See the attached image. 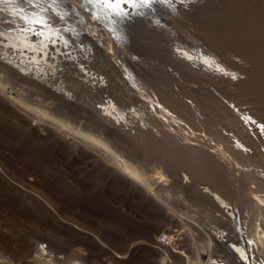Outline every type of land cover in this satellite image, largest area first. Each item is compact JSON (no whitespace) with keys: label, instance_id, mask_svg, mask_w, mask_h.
<instances>
[{"label":"rangeland","instance_id":"1","mask_svg":"<svg viewBox=\"0 0 264 264\" xmlns=\"http://www.w3.org/2000/svg\"><path fill=\"white\" fill-rule=\"evenodd\" d=\"M21 1L26 2L27 0ZM75 1L37 0V5L48 10H52L56 6L55 8L60 11H65L66 9L73 10ZM185 1L197 2V0ZM198 1L196 4L192 3L191 6L187 4L181 12L178 10L177 13L180 16L175 13L167 17L165 14L158 13V20L156 16L158 11L154 17L153 14L145 18V14H135L133 13L135 11L125 4L127 10H133L125 18L126 21L122 22L124 32H127L125 36L127 40L124 41H127L128 44L122 45V43L118 44L114 41L118 49L112 44L111 52L113 53L106 55L94 45V43H98V39L91 42L88 38L77 40L71 37L72 39L70 38L65 46L64 44L56 45L61 53L55 52L57 47H51L52 52H55V55L57 53L56 56L62 59L61 64L63 65L57 62L55 64L52 59L38 61L42 70L36 75L31 74L33 75L30 76L32 80L18 78L16 74L18 69H13L2 61V52L6 51V57H10L14 54V50L13 47H8L5 50L2 44L5 41L4 37H0V64L2 63L0 65V83L7 85L6 95L11 94L23 103L39 111H44L49 117L55 119L49 121L56 122L58 126L62 125L63 136L66 139L64 144H57L53 136L54 129L37 127L34 120H28L15 113L12 105L0 98V249L7 250L6 252L15 251L14 253L20 256L25 248L23 238L26 242V239L38 237L41 239V242L38 243L39 248L42 245H49L55 252L65 256L69 255L70 251L77 250L84 259L92 260L95 264H100L101 261L105 264H195L194 251L200 247L199 244H202L201 247L204 250L200 251V255L203 264L208 261L210 256L214 260L219 259L218 261L225 259L221 251H217L218 253L216 251L205 252L206 247L202 234L213 232V230L216 232L220 228L213 221L206 220L207 211L204 209L206 205L202 204L197 193L205 187L209 190L216 188L219 192L222 190L223 199L230 205L233 203L236 206L237 201H241L240 205L244 209L242 214L245 215L244 211H248L247 203H249L250 197L254 196L251 195L252 193L264 199V191L259 192L256 190L257 185L253 186L258 178L247 175L239 176L237 170L243 167L242 163L225 159L229 158L227 155L230 147L228 143L230 144V141L237 137L238 141L240 139L238 135L235 136L236 132L233 130V126L231 124L229 126V120H224L218 114V107H215L221 104L223 99L231 104L234 101L235 108L242 111L243 114L256 116L255 120L264 119V0ZM41 2H44V5L49 4L44 6ZM201 5L202 7H200ZM187 7L192 8L187 10L189 9ZM78 12L79 14L74 17V20L71 17L72 23L80 21L81 17L90 18L89 13L79 10ZM52 13L49 16L51 19L55 17V22L51 23L54 25L60 18L59 14L53 15ZM185 14H188V17ZM137 15L139 16L137 17ZM67 17L68 15H66ZM95 20V25L97 23L98 26L99 24L103 25L102 21L96 18ZM151 20L154 22L152 23ZM159 24L165 27L162 28ZM155 29L156 31H152ZM163 34H166V37ZM99 39H104V36L100 34ZM72 41L75 43L74 45ZM162 41H165L164 44ZM5 42L7 43V41ZM105 42H102L101 48L105 52H110L108 43ZM176 42L180 43V46L187 44V47L193 44L192 42H200V47L206 53L220 60L221 64L225 63L224 66L230 69L236 68L238 72L241 70L239 75H244L241 78L246 81L245 89L237 96L215 88L217 92L215 89L213 91L218 96H213L215 103L209 104L212 101L206 102L208 94L201 92L202 87L198 86L200 84L195 86V81L181 75L182 79H178V82L185 79L183 81L185 85L180 82V87H182L181 85L186 87L179 92L187 93L189 96H186L189 98H191L190 95L195 96L193 92L191 94L188 91L187 85L189 84V86L196 87L195 90L199 88L201 96L204 98L199 100L196 95L197 98L192 99L194 108L190 107L189 109L188 107L183 109L184 107L179 104H176V107L172 101L169 103L159 100L163 106L157 105L147 101L145 96L148 90L160 98V92H157L159 86L155 89V83L149 82V84H144V88L139 87L132 91L124 78L128 79V76H123L113 62L114 59L119 61L120 66V61L123 62L132 56L137 62L139 60L140 63L143 62L142 66L145 65L149 68L151 65V68H145L150 70V75L159 76L156 75V68L160 71L167 66L165 56L161 53L162 48L165 52L167 48L178 45ZM86 45L89 47L87 48ZM74 47H76L75 50ZM68 49L72 52L69 51V53ZM119 49L120 51H118ZM85 50L87 52H84ZM25 51L24 53H26ZM73 54L77 56L73 58ZM30 55L32 54L30 53ZM40 57L42 59V56ZM158 57L159 59H157ZM228 57L231 58L228 59ZM29 60L32 59L29 58ZM47 62L54 65L51 67L52 72ZM232 71L235 72V70ZM191 83L194 85H190ZM161 86V89L165 87ZM172 86L170 89L174 88L176 93L179 87L176 89L175 85L173 88ZM48 89H52L57 94ZM164 90L166 89L164 88ZM155 92L159 95H155ZM205 95L207 96L205 97ZM221 95L224 97H219ZM100 96L102 97L100 98ZM105 96L107 97L105 98ZM186 96L182 95L181 98H186ZM218 97L222 99L220 100ZM107 99L114 103L117 111L122 113L128 122L131 121L128 123L123 120L125 126L123 131L106 124L103 121L104 116L99 117L101 114H98L97 108L105 105L104 101ZM182 100L187 102L185 99ZM153 105L158 109L154 110ZM170 106L172 107L170 108ZM151 108H153L154 115L164 110L167 112L169 109V114H174L173 117L176 118L174 117V120L171 118V121L169 119L166 123L170 124L166 127L159 125L155 120H150L152 119L150 117ZM142 115L147 118L144 119ZM200 117L203 119L201 120ZM104 118L106 119V117ZM142 124L147 128H158L157 131L160 134L163 130L160 128L164 127L163 134H165L160 137L161 139L160 135L156 138L152 137L147 132L140 130ZM77 129L82 135L94 140L92 148L74 139V132ZM168 130L167 137L166 131ZM221 133L229 134L227 137L229 140L225 139L224 144L226 145L223 146H221L222 142L214 139ZM172 134L174 138L171 137ZM179 137L181 138L179 139ZM200 137L209 139L214 145L218 144L215 146L218 147L214 154H218V158L201 156L198 153L196 150L198 147L195 144ZM261 137L253 142L264 157V137ZM156 141H159V145ZM242 144L247 145L248 150L253 147L248 143ZM113 162L127 167L126 169L132 167L137 174L139 173L138 176H142L141 180L148 186L150 194L153 196L158 194L156 199L158 201L144 195L145 192L141 193L139 188L142 189V187L135 189L134 186L129 185L127 180H123L124 175L122 176L112 168L114 167ZM256 167L257 165L255 168L252 167V172H258V175L264 174L261 167ZM233 170L234 172H232ZM186 184L190 186L192 191L190 194L182 192V186ZM142 195L144 196L142 197ZM241 195L242 198L247 196L249 199L241 197L239 199L237 196ZM172 199L175 203L170 202ZM170 215L182 222L174 223L175 225L169 224ZM261 217H264V214ZM198 235L201 236L198 237ZM199 238L202 240L201 242ZM223 244L229 246L230 243L223 240ZM35 260H38V257ZM25 263L38 264L36 261L28 259H25Z\"/></svg>","mask_w":264,"mask_h":264},{"label":"bare ground","instance_id":"2","mask_svg":"<svg viewBox=\"0 0 264 264\" xmlns=\"http://www.w3.org/2000/svg\"><path fill=\"white\" fill-rule=\"evenodd\" d=\"M197 2H199V1L197 0ZM197 2L185 1V0H76L73 3L75 5L74 7L76 9H78L79 11H85L87 14L89 13L90 18L85 19V17H83V18L81 17V18H79L80 21L77 22L75 20L76 23H72L73 21H72L71 17H73V20H74V17H76V15L79 14L78 10L76 11V9L74 7H73L74 8L73 10L66 9L65 11H60L58 8H55L56 6H54L52 8V10H48V9H45L44 7H43L44 9L42 7H39L37 5V0H27L26 2L25 1L22 2L21 0H0V37H4L3 39L5 41H7V43L5 41H4L5 43L4 42L2 43L5 50H7L8 47H13V50H14L13 51L14 54H12V56H10V57L8 56L9 58L6 57V51L2 52V59H3L2 61L6 65L12 67L13 69H18V71L16 73L18 78L29 79L30 76H33L34 74L36 75L37 73H41L42 68H41V65L38 63V61L42 62L46 59L47 60L52 59L55 61L54 62L55 64H56V62L61 64L62 59L61 58L59 59L58 56H56L57 53L58 52L61 53V51H59L60 49L56 45H59V44L63 45L64 44V46H65V44H68V41L71 37L74 39H77V40L88 38V40H91V42H92V40L97 41V39H98V43H96V44L94 43L96 48L101 53H106V55H108V54L110 55L113 53V52H111L112 51V44H114L115 47H117L115 44L116 42L118 44L122 43V45L127 43V41H124V40H127L125 37L127 32L126 33L124 32L125 29L123 27L122 22L125 20V18H127V15L129 14V12L132 9L135 12H133V10H132L130 13L133 12L135 14H143V15L145 14V16H144L145 18L147 16H150V15L152 16L153 14H154L153 15V17H154L156 14V11H158L156 16L158 15V13H162L168 17V16H171V14L172 15L175 13L178 14L177 13L178 10H180V12H181V10L184 9V7H186L187 4H189L191 6L192 3L196 4ZM202 2H204V1L202 0ZM43 3L41 2L42 5H44ZM200 3H199V5H200ZM47 4H49V3H47ZM47 4H45V5H47ZM125 4L132 9L130 11L127 10V8L125 7L126 6ZM210 4H212V1H210ZM197 7H199V6L197 5ZM200 7H202V5ZM187 8H189V7H187ZM190 8H192V7H190ZM190 8L187 10H190ZM187 10H186V12H187ZM52 12H54V13H52ZM188 12H190V11H188ZM50 13H52L53 15L59 14L60 19L58 18L59 20H56V21L61 22L62 26H61V23L59 24L57 22L55 24L53 23L54 25H51V23L53 21L55 22V20H54L55 17L53 19H51L49 16ZM182 13H185V12H182ZM66 15H68L67 18H66ZM161 15H159V16H161ZM138 16L139 15H137V17ZM186 16L188 17V14ZM70 18H71V21L69 20ZM95 18L99 21H102L103 25L99 24V26H98V23H97V25H95V22H94V21H96ZM148 19H149V17H148ZM158 19L159 18L157 16V20ZM178 19L180 20V18H178ZM152 20H154V19L152 18ZM152 20H151V22H152ZM159 21H161V20H159ZM69 23H72V24H69ZM129 23H131V22L129 21ZM158 23H160V22H158ZM159 25H160V27H162L161 24H159ZM163 25H165V24H163ZM163 27H165V26H163ZM152 31H156V29L152 30ZM165 31L167 32L168 30H165ZM166 32H164V33H166ZM172 33H173V31H172ZM100 34L102 36H104V39H99ZM168 34H169V32L167 33V35ZM163 35H165V37H166V34H163ZM174 35H175V33H174ZM203 35H204V33H203ZM170 36L172 37V35H170ZM77 40H75V41L73 40V41L76 42ZM104 41H106L108 43V49L110 52H105V50L101 48L102 42H104ZM114 41H116V42H114ZM74 42H73V45L75 44ZM156 42H157V39H156ZM160 42H161V40H160ZM164 42H163V44H164ZM192 43L193 44H190V46H188V47L186 46L187 44L183 45L184 43L182 44L184 47L180 46V43H177L178 45H176V46L172 44L173 47L170 46L171 48H167V49H166V45H165V49H166L165 52H163L164 48L161 47L162 48L161 53L164 54L165 63L169 67H167V66L163 67L162 66L163 68L160 71H158L159 69L156 68L157 73L155 72L156 70L154 72L156 73V75L158 74L159 76H152L153 74L150 75V73H149L150 70L148 71L145 69V68H148V66L147 67H145V65L142 66L143 62L140 63L139 59H138L139 61L137 62L136 59L132 58V56L129 57L127 60H123L124 59L123 58L122 59L123 62L120 61L121 62L120 66L118 64L119 61H116L114 59L113 62L120 69L119 71L122 72L123 76H128V79H127V77H124V78L126 79L127 84H129L130 87L132 88V91H134L133 89H137V88L139 89V87L144 88V86H145L144 84H147V83L149 84V82L155 83V85H156V87L154 86L155 89H157V86H159L160 91L158 89L157 92H160V98L161 99L157 98L158 96L156 94H158V93L155 92V95L157 96L156 97L152 94L153 92L150 93L148 90H147V93L145 96L147 101H150L151 103H155L157 105L159 104V105L163 106V104L159 100H164V102L168 101L169 103L172 101V103L176 107H177L176 104H179L180 106L184 107L183 109H185L187 107H188V109L190 107L194 108V105L192 103V101L195 100L194 97L197 95L199 100H200V98L202 99V97L204 98V96H201L202 95L200 93L201 90H202L201 91L202 93L208 94V97H206L207 95H205V97L207 98V101L206 100L205 101L206 102H208V100L212 101V103L209 102V104H213L215 102H213L214 98H212V97L213 96L216 97L217 94L215 93V91L217 88L220 90L228 91L230 93V95L232 94V95L238 96L239 93L242 92L246 87V81L241 78L243 74L239 75V73H241L240 72L241 70L238 72V70L236 68L232 67V69H230V68L224 66L225 63H224V65L221 64L220 60H218L215 56L206 53L200 47V45H199L200 42H198V43L192 42ZM69 45H70V43H69ZM76 45H78V44H76ZM84 45H85V43H84ZM91 45H93V44H91ZM86 46H87V48L89 47L88 45H86ZM51 47H55V48L57 47L55 50V52H57L56 55H55V52H52ZM75 48L76 47H74V50H75ZM25 49H26V51H25ZM70 49H68V52L71 51ZM117 49H118V47H117ZM63 50H64V48H63ZM66 50H67V48H66ZM82 50H84V49H82ZM24 51L26 53H24ZM118 51H120V49ZM65 52H67V51H65ZM84 52H87V51L85 50ZM30 53L32 55H30ZM87 54H90V53H87ZM114 54H115V52H114ZM67 55H68V53H67ZM121 55H123V54H121ZM121 55H119V56H121ZM40 56H42V59H40L41 58ZM76 56L73 54V58ZM14 57L17 60H13V59H15ZM29 58L32 60H29ZM160 58H163V57H160ZM230 58L228 57V59H230ZM110 59H111V57H110ZM157 59H159V57ZM144 61H146V60H144ZM221 62H223V61H221ZM44 63H46V62H44ZM47 64L50 66V68L54 66V65L53 66L50 65L51 63L49 64L48 62H47ZM47 64H46V66H47ZM52 64H53V62H52ZM158 64H160V63H158ZM0 65H2V63ZM61 65H63V64H61ZM156 65H157V63H156ZM120 67H122L123 70ZM149 68H151V65ZM159 68H160V65H159ZM3 69H5V68H3ZM57 69H58V67H57ZM153 69H155V68H153ZM52 70L53 69L51 68V72H52ZM232 70H235V72H233ZM31 74H33V75H31ZM181 75L185 76V78H189V79L195 81V83H194L195 86L197 84L203 85V86L198 85L199 88L202 87L201 90H199L198 86H197L198 89L195 90L196 87L189 86V84L187 85L188 91H190L191 94L193 92L195 94V96L190 95L191 98H189V97H187V96H189V95H187V93L185 94V93H182V91H181L183 96L187 95L186 98H184V97L181 98L182 95L179 92V90H181V89L183 90L186 87V86L183 87V85H185V83L183 82L185 79L182 81L183 85H181L183 88L180 87L181 81L179 80V82H178V79H182V78H180ZM247 75H248V73H247ZM75 79L78 80L76 77H75ZM182 82H181V84H182ZM4 83H6V82H4ZM62 83H63V81H62ZM194 84L191 83L190 85H194ZM161 85H163V87L165 86L164 88L167 91L164 90V88L161 89V87H162ZM172 85L173 86L175 85L176 89H177V87H179L178 91L176 90V93L173 90L174 88ZM171 86L173 89H170ZM147 88L149 89L148 86H147ZM145 89H146V87H145ZM213 89H215V91H213ZM48 90L52 91V89H48ZM171 90H173V91H171ZM6 91H7V85L6 84L2 85V83H0V98L5 99L9 104H11L13 109H15V113L22 115L23 117H25L28 120H34V124L37 127L46 128V129H54L55 133L53 132L54 133L53 136H54L56 143L61 144V145L65 143L66 139L63 136L62 125L58 126L56 124V122L54 123L52 121H49V120H55V119L49 117L44 111H39L36 108H34L30 105H27L26 103H23L22 101L16 99L11 94L6 95ZM184 92H186V91H184ZM190 92H188V94H190ZM52 93L57 94V92H53V91H52ZM101 97L102 96H100V98ZM106 97L107 96H105V98ZM197 97H195V98H197ZM219 97L223 98L224 96L221 95ZM219 97H218V99H220ZM182 99L187 100V102L182 100ZM215 99H217V98H215ZM223 101H224V99H223ZM223 101H221V104L215 106V107H218V109H217L218 114H220V116H222L224 120H229V122H228L229 126H230V124H231V126H233V128H234L233 130H235V132H236V133H234L235 136L238 135L239 139H240L238 141V139H237L238 137H237L236 138L237 140L233 139V141H230V144L228 143V145L230 146L229 150H228L229 152L227 150L226 151L228 152L227 155L229 158H227L225 156L226 157L225 159L232 160V161H235L237 163L239 161L240 163H242L241 165L244 168L242 167V168L238 169L237 171L240 175L239 174H237V175H239V176H241V175L246 176L247 175L250 177L251 176L257 177L258 179H256V181L254 182L255 184L253 186L257 185L256 190L259 192L264 191V174L258 175L259 174L257 172L258 170L256 171L258 174L255 172H252V167L255 168L256 165H257V167L259 166L258 168L261 167V169L264 170V157L261 154V152L258 150V148L255 147V144L253 142L255 139L257 140L258 137H261V136H262L261 138L264 137V122H263L264 119L259 118V119L255 120L256 116L255 117L248 116L247 113L243 114L242 111L240 112L239 110H237L235 108L234 101L232 103L233 105L228 101L227 102H225V101L223 102ZM169 103H167V105ZM104 104L105 105L99 106L97 108L98 114L99 113L101 114V115L99 114L100 115L99 117L100 118H101V116L106 117V119L104 117H103L104 120L102 119L106 124L112 125L115 128L123 131L124 127H125L123 124V120H126L124 115L117 111L114 103L110 99L109 100L107 99L106 101H104ZM173 104H172V106H173ZM172 106H170V108ZM148 107L150 108V106H148ZM151 107H152V104H151ZM153 107H154V105H153ZM160 107H159V109L162 110ZM196 107H197V105H196ZM167 108H169V107H167ZM151 109L152 110L150 111L151 112L150 117H152V119H150V120L151 121L155 120V122L157 124L159 123V125L161 124L162 126L166 127V125L168 126L170 124V123L167 124L168 123L167 121L169 119L171 121V118L173 120L176 118L175 116H174L175 118L173 117L174 114H172V113L169 114V112H170V111H168L169 109L167 110L168 113L165 110L162 111L161 113L158 111L159 113L155 114L157 116L154 115L153 108H151ZM155 109H156V107H154V110ZM175 110H179V109H175ZM199 110H200V108H199ZM204 110H205V108H204ZM115 111H116V113H115ZM190 111H191V109H190ZM152 112H153V114H152ZM185 112H183V113H185ZM191 113H193V112L191 111ZM194 114H196L195 110H194ZM187 115H189V114H187ZM198 115H199V113H198ZM143 117H144V119L147 118L145 116H143ZM192 118H194V117H192ZM200 118H201V120L203 119L202 117H200ZM157 120H158V122H157ZM192 121H193V119H192ZM130 122H128V123H130ZM146 123H144V124H146ZM144 124H142L140 126V130L147 132V134L152 135V137L156 138L158 135H160L159 136V138H160L161 136H163L165 134V133L163 134V130H165L164 127L160 128V130H162V128H163V130L161 131V134H160L159 131H157L158 128H155V129H151L150 127L147 128V126ZM132 125H133V123H132ZM202 125H203V123H202ZM169 130L166 131V135L168 134ZM74 133H75L74 139L78 140L79 142L84 143V145L88 146L89 148H92L94 146V140L89 138V137L82 135L81 132H79V129H77ZM171 133L172 132L170 131V134ZM177 134H178V132H177ZM228 136H229V134H227V133H221L220 135L215 136L216 138H214V139H217V141L222 142L221 146H223V145H226V144H224L225 143L224 140L225 139L229 140L227 138ZM167 137H168V135H167ZM171 137L174 138V135L172 134ZM230 137L232 138V136H230ZM145 138H147V137H145ZM180 138L181 137H179V139ZM261 138H259V139H261ZM139 140H141V139H139ZM164 140H166V139H164ZM153 141H152V143H153ZM161 141H163V140H161ZM166 141L168 142V140H166ZM156 142H158L157 145H159V141H156ZM163 142H165V141H163ZM177 142H178V144L180 143L179 141H177ZM242 143H246V144L248 143V144L252 145L253 147H251V150L250 149L248 150L246 147L247 145L244 146V144H242ZM179 145H181V144H179ZM195 145L198 147V148H196V150L198 151L199 154H201V156L203 155V156H208L211 158L212 157L218 158V156H219L218 154L214 155L215 151L217 150V147H218V146L215 147L216 145H218L217 143H216V145H214L211 143V141L209 139H206V138L202 139L200 137V139H198V141H196ZM219 145H220V143H219ZM155 147H157L156 144H155ZM224 147H226V146H224ZM168 149H169V147H168ZM171 149H173V148L171 147ZM220 158H222V157L220 156ZM215 163H216V161H215ZM113 164H114V167H112V168L114 170H117V172L122 174V176L124 175L122 179L127 180V182L129 183L130 186H134L135 189L137 187L138 188L142 187V189L139 188V191L141 193L145 192L144 195H146L147 197H150V199L152 198L153 200L154 199L156 200L158 198V194H156V196H153L150 194V191L148 190V186H146V184H144L143 181L141 180L142 176L139 177L138 176L139 173L137 174L136 171L132 167H129L130 169L129 168L126 169L127 167L122 166L117 162H113ZM230 165H232V164H230ZM207 167H208V165H207ZM232 167H233V165H232ZM232 172H234V170ZM143 178H145V177H143ZM247 179H248V177H247ZM175 181H177V180H175ZM180 185H181V183H180ZM179 189H181V188H179ZM182 189H183V191H182L183 193L185 192V193L190 194V192H192L190 189V186L187 184L185 186H182ZM175 190H177V189H175ZM136 191H138V190H136ZM197 194H199L198 198L202 202V204L204 203L203 205H206L204 207L205 211H207V213H206L207 219L206 220L207 221H213L220 228L219 231L215 232L213 230V232H210V233L204 232L202 234L203 235L202 238H204L203 243L205 244V247H206L205 252L212 253V251H216V252L221 251L225 257V259L218 261L219 259L214 260V258L212 259V257L210 256L208 261H206L204 264H264V217H261V215L264 214V199H262L260 196H258L255 193L251 194L254 196L252 198L250 197V199L247 196H243V198L250 200L249 203H247L248 207H246V205H245V207L248 209L247 212L244 211V213H246V215H247L246 216L245 214H242L243 213L242 210H244V209L240 205L241 201L238 200L236 203V206H234L233 203H231V205H230L228 202H226L223 199L222 190H221V192H219L216 190V188H214V190H209L205 187V189L200 190ZM144 195H142V197ZM138 196H139V194H138ZM234 197L236 198V196H234ZM237 197H239V199H240V197L242 198V195L237 196ZM173 200L174 199L170 200V202H172ZM157 201L158 200H156V202ZM196 202L198 203V201H196ZM154 204H152V205H154ZM166 207H169V206H166ZM203 219H205V218H203ZM169 221H170L169 224L175 225L177 223L180 224L181 220L179 221V220H177L176 217L171 216V220H169ZM202 230H205V229H202ZM200 236L198 235V237H200ZM23 239H24L23 244H24L25 248L23 249L20 256H18V254H15L14 253L15 251L14 252L13 251L6 252L7 250L5 251L4 249H0V264H3V263L26 264L25 259L34 260L38 264H95V262L92 260L84 259L80 255V252L77 250L70 251V254L67 256L60 255L59 253L55 252L53 250V248L49 245H47V246L42 245L39 248L38 243L41 242V239L38 237L26 239L27 240L26 242H25V238H23ZM223 240H227L230 243L229 246H225L223 244ZM201 241L202 240L200 239V242ZM196 243H198V242H196ZM199 245H200V247L194 251L193 260H195V264H203V262L201 261L200 251L204 250V249H203V247H201L202 244H199ZM203 253H204V251H203ZM210 253H209V255H210ZM36 257H38V260H35ZM100 264H105V263L103 261H101Z\"/></svg>","mask_w":264,"mask_h":264}]
</instances>
